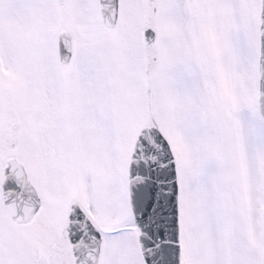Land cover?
Returning <instances> with one entry per match:
<instances>
[{
    "label": "snow or ice",
    "instance_id": "6c2138e0",
    "mask_svg": "<svg viewBox=\"0 0 264 264\" xmlns=\"http://www.w3.org/2000/svg\"><path fill=\"white\" fill-rule=\"evenodd\" d=\"M0 264H264V0H0Z\"/></svg>",
    "mask_w": 264,
    "mask_h": 264
}]
</instances>
